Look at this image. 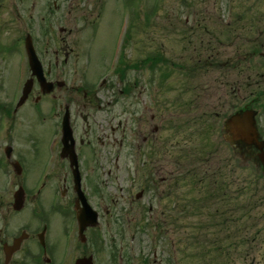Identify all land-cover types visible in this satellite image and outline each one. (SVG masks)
Instances as JSON below:
<instances>
[{
    "label": "flooded vegetation",
    "instance_id": "1",
    "mask_svg": "<svg viewBox=\"0 0 264 264\" xmlns=\"http://www.w3.org/2000/svg\"><path fill=\"white\" fill-rule=\"evenodd\" d=\"M25 1L0 0V264H75L78 259L94 256V248L99 251L105 241V231L98 230L101 220L110 215L105 205L108 200L103 198L99 206H94L91 200L94 190L92 188L90 193L89 183L95 177L97 180L100 176L110 177L111 171L105 170L104 164L106 146L110 149L112 139L116 144L115 135L119 132L118 148L130 150L132 145H125V141L126 132L131 130L126 119L114 125L115 114L105 118L98 115L102 107L119 106L115 95L111 94L107 101L98 94L105 87L111 90V84L106 80L96 84L95 80L81 78L79 86L75 85V77L69 79L76 70L69 62L70 57L63 55L62 38L57 33L72 36L76 31L63 28L57 0H46L43 10L40 8L36 16L22 9ZM252 5H247L245 14L240 15L204 13L196 17L198 20L195 16L185 17L184 23L192 18L194 27L199 29L188 35L191 38L198 35L199 57L194 64L192 57L186 55L185 65H177L184 71L192 68L202 76L200 94L181 101L179 110H183L184 115L191 111L193 100V107L200 104L199 121L194 120V123L203 135L204 148L211 157L224 144L228 149L231 173L235 172L239 153L263 164L264 13L247 14ZM16 6L23 15L16 14ZM232 6L229 2V9ZM27 38L32 40L41 65L43 86L31 70L25 46ZM191 43L190 39L186 42ZM48 86H51L50 93L46 92ZM209 98L215 102L211 107L206 105ZM146 100L149 105L140 98L137 101L138 112H144L135 120L133 146L136 164L141 160L139 168L145 169L141 182L147 180L158 187L156 181L165 182L163 176H158L159 162L164 161L158 158L161 151L159 130L144 125L145 109H157L158 100L156 95H146ZM175 100L174 96L170 98L169 111H175V102L179 101ZM99 117L101 119H97ZM64 118L70 132L65 143L61 132ZM242 118L253 124L256 139L238 138L235 128L237 119ZM150 119H155L154 114L150 113ZM46 129L51 130L49 136ZM70 155L76 157L80 189L98 214L99 224L85 229L83 243L76 219L81 209L74 182L77 168L70 167ZM43 157L40 172L32 179L33 166ZM117 161L115 159L116 165ZM137 168L135 165L134 172ZM132 188L133 185H129L128 189L120 190L127 197L131 196ZM149 188H141L133 200L141 201L144 193L150 192ZM99 190H96L98 194ZM134 201L129 202L130 207ZM144 207L148 211L153 208L151 202ZM52 221L62 229L60 242L47 240ZM104 225L109 228L108 222ZM85 243L91 248H86ZM31 244L35 249L29 248ZM60 244V255H57Z\"/></svg>",
    "mask_w": 264,
    "mask_h": 264
},
{
    "label": "rangeland",
    "instance_id": "2",
    "mask_svg": "<svg viewBox=\"0 0 264 264\" xmlns=\"http://www.w3.org/2000/svg\"><path fill=\"white\" fill-rule=\"evenodd\" d=\"M45 1L26 0L22 9L26 8L32 16H36L40 8L43 10ZM122 1L57 0L63 15L62 26L67 31H76L72 36L65 32L57 35L62 38L63 55L70 57L69 62L76 70V73L70 74L69 79L75 77V85L79 86L81 78L94 81L100 74L99 79L109 75V67L115 55L110 52L119 33L121 3L136 12L132 21L134 29L130 31L132 40L126 43L120 65H124V83L112 90L105 87L98 92L107 101L111 94L116 96L119 106L102 107V112L98 115L105 118L115 114L114 125L116 121L123 123L126 119L131 132H126L128 138L125 145L133 144V132L137 127L134 118L144 112H138L139 98L147 103L146 95L154 92L158 100L157 109H145L144 125L157 127L159 130L158 142L161 151L165 153L160 151L158 155L160 160H164L159 162L158 176H163L165 182L161 184L156 181L158 187L152 186L147 180L141 182V176L145 174V169L139 168L141 160L136 164L133 148H126L125 151L118 148L120 133L117 132L116 144L112 139L110 149L106 146L107 161L104 164L105 170L111 171L110 177L100 176L99 180L95 177L89 183L90 193L92 188L94 190L91 198L93 205L99 206L100 200L107 198L105 205L110 210V215L101 220L100 228H96H99L100 233L105 231L107 242L99 251L94 248L97 263L113 264L109 253L115 250L120 254V260L115 264H264V175L251 164L239 160V166L231 179L228 175L231 173V164L229 165L228 149L224 144L210 157L213 168L216 167L217 172H221L225 179H217L216 184H213L219 189L218 196L207 194L211 187L210 179L203 177L200 168L195 173L192 168L193 165H199L196 161L203 156L201 150L205 143L198 124L194 123V120L199 121L201 106L199 104V107H193L195 101L192 98L190 112L183 115V110H179V107L181 101L200 94L202 76H199L198 71L191 72L190 76H180L175 70L160 85V72L154 73L147 67L140 73L138 67L152 52L158 54V62L162 61L163 64L173 60L183 67L186 55L192 57L194 64L197 63L198 36L191 38L188 35L198 28L194 27L192 18L187 24L184 23L185 17L196 18L204 13L245 14L244 9L251 3L252 8L247 14H262L264 2L226 0L221 4L220 0ZM229 2L233 5L230 9ZM93 19L96 21V31L89 25ZM189 39L192 41L190 45L186 44ZM112 81L114 82L113 78ZM172 96L180 101L175 100V111H169ZM214 104L210 98L207 100V107ZM150 113L155 116L152 121ZM45 133L49 136L51 130L46 129ZM115 159H118L117 165ZM43 162L44 157L33 166L32 179L39 174ZM135 165L138 166L136 172ZM195 174L200 176L195 177ZM198 179H201L200 184ZM129 185H133L131 196L125 197L120 188L126 190ZM148 186L150 192L144 193L141 201H134L137 192ZM97 188H100L99 194L96 192ZM39 200L43 201V198ZM131 200L134 201L132 207L129 206ZM147 202H151L153 206L151 211L144 207ZM119 211H124V215H120ZM104 222L109 223L108 229ZM61 233L62 229L52 221L47 234L48 242H60ZM61 246L60 244L57 255H60ZM84 246L91 248L88 243ZM29 248L35 249L33 244ZM53 248L56 249V246ZM220 253H226L227 258L220 257Z\"/></svg>",
    "mask_w": 264,
    "mask_h": 264
},
{
    "label": "water",
    "instance_id": "3",
    "mask_svg": "<svg viewBox=\"0 0 264 264\" xmlns=\"http://www.w3.org/2000/svg\"><path fill=\"white\" fill-rule=\"evenodd\" d=\"M239 132L242 134H245L246 132H247V134H251L252 133V131H250V133H249V130L247 129V128H244V127H242V126H239ZM93 220L95 221V215H93L92 217H90V220H89V222H86V223H82V222H80V225H81V227H80V230L82 231L84 228H85V226L87 225V223H88V225L91 223V221L93 222ZM96 223L95 222H93L91 225H95Z\"/></svg>",
    "mask_w": 264,
    "mask_h": 264
},
{
    "label": "trees",
    "instance_id": "4",
    "mask_svg": "<svg viewBox=\"0 0 264 264\" xmlns=\"http://www.w3.org/2000/svg\"><path fill=\"white\" fill-rule=\"evenodd\" d=\"M192 168H194L195 170H194V173L200 168L198 165L197 166H193ZM195 177H199L200 176V174H198V175H194ZM197 182L200 184L201 183V179H198L197 180ZM215 191V194L213 195L212 193ZM207 194H210L212 197H215L216 196V189H215V187H213L210 191H208V193ZM210 195H206V196H208L209 198H211V196ZM225 264V263H224Z\"/></svg>",
    "mask_w": 264,
    "mask_h": 264
}]
</instances>
